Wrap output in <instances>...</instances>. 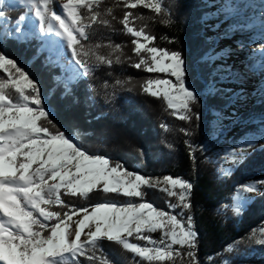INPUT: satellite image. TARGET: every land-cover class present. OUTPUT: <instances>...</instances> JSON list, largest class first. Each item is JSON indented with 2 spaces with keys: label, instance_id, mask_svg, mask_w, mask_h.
<instances>
[{
  "label": "snow or ice",
  "instance_id": "1",
  "mask_svg": "<svg viewBox=\"0 0 264 264\" xmlns=\"http://www.w3.org/2000/svg\"><path fill=\"white\" fill-rule=\"evenodd\" d=\"M57 3L59 10L53 7ZM102 3L104 0H0V23L8 19L5 9L22 6L25 11L8 34L24 39L27 23L34 29L38 27V33H32L37 38L59 37L70 50L71 60L82 70L81 73L73 68L75 76L90 77L96 67L123 62L119 44L84 43L89 40L93 25L110 26L103 16H111L112 9L102 13ZM138 6L156 16L169 17L164 21L166 24L172 22L163 0H124L127 9ZM142 18L126 11L120 20L124 32L133 37V54L138 62L131 66L166 77L145 80L142 91L162 98L178 119L191 122L195 115L199 120V113L193 112V106L199 103L198 94L187 83L182 54L157 47L156 37L146 31V26L135 28V20ZM102 47L111 51L104 55L99 51ZM0 73V264H80L81 258L111 264L106 256L97 255L104 241L121 247L133 258L138 257L142 264L178 261L199 264L198 234L192 217L182 219L145 199V189L155 188L176 198L177 202L169 203V208L190 211L193 188L190 182L171 176L145 177L107 157L87 152L56 128L52 113L43 104L38 83L3 52H0ZM222 119L217 114V120ZM190 134L185 131V135ZM253 147L254 142L249 140L246 147L234 149L229 156L233 166L242 164L247 158V148ZM258 183L264 181L246 184L242 190L259 192ZM240 191L234 197L236 215L242 214L248 204L240 197ZM93 192L123 196L127 200L123 204L105 200L77 208L62 199V196L88 199ZM55 207L68 211L52 210ZM74 216L78 219L74 220ZM157 232L158 239L154 237ZM250 240L264 245V229L254 231ZM227 250L231 251V246ZM185 256L187 261L183 259Z\"/></svg>",
  "mask_w": 264,
  "mask_h": 264
},
{
  "label": "trees",
  "instance_id": "2",
  "mask_svg": "<svg viewBox=\"0 0 264 264\" xmlns=\"http://www.w3.org/2000/svg\"><path fill=\"white\" fill-rule=\"evenodd\" d=\"M206 2L163 0L172 21L166 24L167 16H156L140 6L127 9L124 0H104L100 11L106 13L108 8L112 9L111 16H103L110 21V26L93 25L89 30V40L84 43L119 44L123 62L114 63L112 67H96L90 77L81 74L69 81L72 69L77 65L73 61L67 71L61 70L59 64L55 65L43 49L44 39L32 35L33 31L38 33V27L34 29L25 23L24 39L8 34L16 27L17 18L24 13L23 7L5 9L8 19L0 23V52L18 62L38 83L56 128L81 148L93 155L107 157L113 163H120L145 177L171 176L193 185L190 211L169 208V203L177 202L176 198L168 197L155 188L145 189V199L180 218L192 217L198 234L196 255L199 264H264V245L250 240L254 231L258 233L264 229V195L261 194L264 190L242 214L233 212L237 190L254 175L264 173V145L248 154L231 174L223 170L222 164L231 154V149L219 143L215 131L220 123L217 114L223 115L230 99L223 88L216 87L205 93L207 87L220 81L217 75L219 67L210 56L213 45L206 32V20L210 14ZM53 7L59 10L58 3ZM232 9L239 18L240 27H253L254 10L249 2L234 0ZM126 11H131L135 17H143L136 19L133 26L137 29L146 26V31L156 37L157 47L182 54L187 68V83L198 94L199 103L193 106V112L199 113V120L195 115L191 122L178 119L162 98H154L142 91L141 85L145 80L166 77L131 66L138 62V58L133 54V37L124 32L120 23ZM232 26L226 27L225 31L233 32L235 28ZM99 51L107 55L111 49L102 47ZM112 58L114 60L115 56ZM263 58L264 53L259 52L244 62L246 73L257 77L258 83L254 103L241 116L242 121L264 114ZM69 59L71 52L66 46V57L61 62L67 64ZM185 131L191 134L185 135ZM244 132L257 136L259 125H249ZM62 199L77 208L91 207L105 200L118 204L127 200L123 196H105L100 192H93L88 199L71 196H62ZM52 210L68 211L60 207ZM229 246L231 251L227 250ZM97 255L106 256L111 264H142L138 257L133 258L131 253L107 241L103 242V248ZM183 259L187 261L188 258L185 256ZM80 264L98 262L81 258Z\"/></svg>",
  "mask_w": 264,
  "mask_h": 264
},
{
  "label": "rangeland",
  "instance_id": "3",
  "mask_svg": "<svg viewBox=\"0 0 264 264\" xmlns=\"http://www.w3.org/2000/svg\"><path fill=\"white\" fill-rule=\"evenodd\" d=\"M245 1L249 2L254 10L253 27H240L237 22L238 16L233 14L232 5L234 0H207L206 2L210 11L206 20V32L213 45L210 56L214 64L219 67L217 75L220 77V81L215 86L207 87L205 93L212 92L216 87L227 90L230 104L224 110L223 119L216 127L215 137L219 140L220 144L229 147L231 153L234 149L246 147V141H253L255 147L247 148V156L254 149L264 145V114L257 118H249L245 121L241 120V116L254 103V95L258 83L257 77L246 73L244 62L249 56L259 52L264 53V0ZM228 26H232L235 30L233 32H226L225 29ZM51 40H55L57 43L53 44ZM51 40L44 38L43 49L55 65L59 64L61 70L67 71L70 65L73 64V61L71 59L67 60L68 65L61 62V59L66 57V43L60 40L59 37L53 36ZM261 63L264 66V58ZM74 68L81 71L78 66ZM75 78L76 76L72 72L69 81ZM42 101L45 107H47L43 99ZM257 124L260 130L259 135L255 136L244 132L245 127ZM229 156L225 158L222 164L225 172L229 169L233 171L236 168L229 160ZM261 181H264V173L254 175L246 184ZM258 188L260 189L259 192H244L242 187L239 188L241 190L239 195L242 200L248 201L246 207L264 190V183H258ZM176 191H179V189ZM73 219L76 220L78 217L74 216ZM154 235L158 239L160 233L157 232Z\"/></svg>",
  "mask_w": 264,
  "mask_h": 264
}]
</instances>
